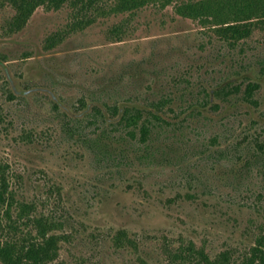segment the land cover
<instances>
[{
	"label": "rangeland",
	"instance_id": "374dc122",
	"mask_svg": "<svg viewBox=\"0 0 264 264\" xmlns=\"http://www.w3.org/2000/svg\"><path fill=\"white\" fill-rule=\"evenodd\" d=\"M71 9L38 6L23 28L11 31L14 10L0 0V163L8 167L16 198L62 216L63 264H167L172 249L191 243L212 257L228 251L239 259L264 222V152L243 186L231 169L248 155L245 146L258 140L264 148V22L231 46L198 19L177 13L173 3L100 15L76 30L67 27ZM55 33L61 39L50 47ZM131 68L144 72L135 71L134 81L118 79ZM261 76L256 105L235 96L206 116L183 113L176 120L173 140L193 148L190 161L137 160L138 144L124 149L114 140L122 131L108 129L118 155L109 160L116 171L110 174L104 158L63 131L67 120L93 138L95 124L107 125L93 105L123 99L131 85L151 97L172 94L166 111L172 117L202 86L231 78L245 87ZM164 128L161 138L172 135V126ZM202 144L225 149L227 157L195 156ZM3 210L0 233L8 223ZM121 233L125 238L117 239Z\"/></svg>",
	"mask_w": 264,
	"mask_h": 264
},
{
	"label": "trees",
	"instance_id": "16d2710c",
	"mask_svg": "<svg viewBox=\"0 0 264 264\" xmlns=\"http://www.w3.org/2000/svg\"><path fill=\"white\" fill-rule=\"evenodd\" d=\"M14 10L9 22L8 29L16 31L26 24L33 11L41 5L59 9L64 5L71 6V19L67 23L68 30H76L92 23L100 15L134 13L147 4H175L177 13L184 17L198 19L203 26L211 28L222 40L231 46L239 43L242 39L249 37L253 29L264 22V0H6ZM62 34L55 33L47 39L51 47L61 39ZM3 64V62H0ZM138 63V67L141 66ZM135 71L143 73L142 69L134 68L125 70L118 77L130 80L137 78ZM140 73V76H141ZM249 76V75H248ZM247 76V77H248ZM116 77V75H115ZM248 79L245 87L242 83H234L233 79L226 78L214 85L202 86L198 93V98L188 101L185 107L170 117L166 112L170 108L173 95L170 93H155L156 97L143 94L142 90L131 85V89L124 93L123 99L109 102L105 107L93 105L94 115L102 116V120L107 123L99 126L95 130V136L88 138L85 134L78 132L76 125L73 126L69 121L63 120L64 134L70 138L79 139L84 142L93 152L94 157L108 162L110 174L112 170L110 161L118 160L115 154V141L111 138L107 140V130H121L122 134L116 139H121L123 147L134 144L137 148V160L155 161L159 164L172 163L184 160L186 157L190 161L189 153L192 147L186 148L181 142L173 140L176 130L179 129L176 120L183 116L205 115L210 109L218 108L221 103H233L236 96L238 101H243L251 106L258 103L255 94L257 93L262 78L257 77ZM245 83V82H244ZM151 90L153 87L151 86ZM183 96V95H182ZM181 96V98H182ZM80 105L88 104L84 100L79 101ZM206 116V115H205ZM171 118V119H170ZM171 121H170V120ZM77 122V119L75 120ZM94 119H91V123ZM174 124V126L172 125ZM172 126L170 136L161 138L165 132L164 126ZM106 134V135H105ZM136 141V142H135ZM247 143H251L247 140ZM195 156H207L210 154L212 159L221 160L226 158L225 149H217L202 144ZM247 156L240 158V164L232 165L235 181L243 186L249 176L254 163L261 161V154L264 152L263 144L255 141L248 149L244 147ZM103 160V161H104ZM110 160V161H109ZM125 162V161H124ZM120 175V173L118 174ZM245 177V180L243 178ZM0 207L4 210V215L8 223L2 227L0 233V259L4 264H63L60 260V246L62 239L67 233L63 229L54 211H40L36 203L17 199L13 188L12 176L9 174L8 167L0 163ZM63 231H57V229ZM255 240V244L250 249L242 253L237 260H232L231 252L223 251L221 254L212 257L203 248L196 247L194 244L179 246L170 252L167 264L188 263V264H264V222ZM125 238L123 233L117 235V239Z\"/></svg>",
	"mask_w": 264,
	"mask_h": 264
}]
</instances>
